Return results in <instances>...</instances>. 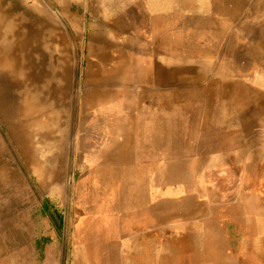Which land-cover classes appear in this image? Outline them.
I'll use <instances>...</instances> for the list:
<instances>
[{
    "label": "rangeland",
    "instance_id": "obj_1",
    "mask_svg": "<svg viewBox=\"0 0 264 264\" xmlns=\"http://www.w3.org/2000/svg\"><path fill=\"white\" fill-rule=\"evenodd\" d=\"M263 146L264 0H0V264H187Z\"/></svg>",
    "mask_w": 264,
    "mask_h": 264
},
{
    "label": "crops",
    "instance_id": "obj_2",
    "mask_svg": "<svg viewBox=\"0 0 264 264\" xmlns=\"http://www.w3.org/2000/svg\"><path fill=\"white\" fill-rule=\"evenodd\" d=\"M262 148L257 157L251 150L250 164L240 161L234 212L221 214L223 220L216 229L217 235L194 238L191 248L183 252L187 264H264V146ZM243 150L247 149L243 147ZM248 168L254 172L247 177L243 170ZM160 249L155 264H162ZM169 253L170 264H174V250L171 248Z\"/></svg>",
    "mask_w": 264,
    "mask_h": 264
},
{
    "label": "bare ground",
    "instance_id": "obj_3",
    "mask_svg": "<svg viewBox=\"0 0 264 264\" xmlns=\"http://www.w3.org/2000/svg\"><path fill=\"white\" fill-rule=\"evenodd\" d=\"M161 22H163V21H161ZM164 23V22H163ZM161 25V24H160ZM6 61H8V60H6ZM88 70H89V67L87 68ZM94 93L95 92H93L92 91V95H94ZM104 96L105 95V93L104 92H101V93H99V96ZM256 96V95H255ZM259 98V97H258ZM159 99V98H158ZM115 100V99H114ZM263 108V107H262ZM147 112V111H146ZM146 115V114H145ZM260 115V114H259ZM148 117V116H147ZM125 118V117H124ZM131 119V118H130ZM142 119V118H141ZM132 122V121H131ZM120 123H121V119H119V118H117L116 120H115V125L113 126V127H111V129L112 130H116L118 127H119V125H120ZM143 123H145V122H143ZM127 124V123H126ZM125 125V124H124ZM123 125V126H124ZM143 126H144V124H143ZM146 126V125H145ZM140 128H141V126H140ZM139 129V128H138ZM147 129V128H146ZM145 129V130H146ZM126 130V129H125ZM117 131H119V130H117ZM131 131V130H130ZM133 131V130H132ZM146 132H147V130H146ZM149 133V132H148ZM126 136H124V138H125ZM69 139V138H68ZM143 139V138H142ZM144 141V140H143ZM142 141V142H143ZM137 143H139V142H137ZM135 145V144H134ZM119 147V146H118ZM246 147V146H245ZM246 149V148H245ZM121 151V150H120ZM245 152V151H244ZM256 152V151H255ZM130 153V152H129ZM135 153V152H134ZM116 159V158H115ZM121 159V158H120ZM254 159V158H253ZM108 160V159H107ZM118 160V159H117ZM125 162H126V160H125ZM119 164V163H118ZM197 164V163H196ZM250 164V163H249ZM169 169V168H168ZM250 188V187H249ZM253 188V187H252ZM242 194V193H241ZM242 197H243V195H242ZM241 197V198H242ZM246 197V196H245ZM245 199V198H244ZM249 203V202H248ZM246 205V204H245ZM247 206H248V204H247ZM80 212V211H79ZM78 215V214H77ZM256 215V214H255ZM98 242H100V241H98ZM74 243V242H73ZM90 245V244H89ZM4 247V246H3ZM264 247V246H263ZM3 250V249H2ZM92 250V249H91ZM7 251V250H6ZM101 251V250H100ZM78 260V259H77ZM95 260V259H94ZM96 261V260H95Z\"/></svg>",
    "mask_w": 264,
    "mask_h": 264
}]
</instances>
